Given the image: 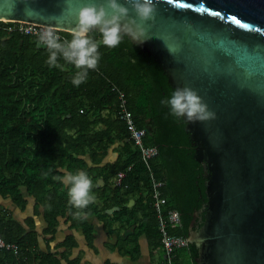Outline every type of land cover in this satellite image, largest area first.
Wrapping results in <instances>:
<instances>
[{
    "label": "trees",
    "instance_id": "1",
    "mask_svg": "<svg viewBox=\"0 0 264 264\" xmlns=\"http://www.w3.org/2000/svg\"><path fill=\"white\" fill-rule=\"evenodd\" d=\"M16 24L0 20V198L11 199L25 211L30 203L25 189L35 205L34 217L23 221L0 201L1 236L18 247L17 252L0 250V264H60L55 253L37 252L35 217L41 214L47 222L48 244L61 217L72 225H83L89 238L93 228L86 219L97 215L110 226L125 223L129 233L134 228V238L146 236L154 250L161 247L148 170L126 122L119 117L120 91L137 126L147 131L146 144L159 150L152 168L156 178L164 181L168 207L177 209L182 221L170 232L189 238L195 212L208 201L207 177L188 121L173 117L160 103L175 88L155 56L122 33L117 47H99L97 69L90 70L87 80L76 87L71 82L75 67L62 59L59 67H50L49 53L37 37L8 31ZM60 32L61 42L71 40V32ZM89 36L101 39L95 30ZM116 143L120 156L114 164L90 167L86 156L100 165ZM130 165L133 168L127 171ZM64 170L86 171L93 182L95 200L79 217L68 202V186L58 179L66 174ZM120 171H127L126 176L112 186ZM100 177L105 181L102 188L97 185ZM131 199L136 202L129 207ZM113 208L117 210L108 216ZM183 256L196 264L198 246L190 243L178 250L177 264Z\"/></svg>",
    "mask_w": 264,
    "mask_h": 264
},
{
    "label": "water",
    "instance_id": "2",
    "mask_svg": "<svg viewBox=\"0 0 264 264\" xmlns=\"http://www.w3.org/2000/svg\"><path fill=\"white\" fill-rule=\"evenodd\" d=\"M89 2L28 0L37 11L26 15L23 0H0V20L71 32L75 9ZM154 3L155 20L143 23L146 40L139 43L134 27L124 34L155 56L174 88L195 90L216 115L188 121L207 177L208 201L190 226L196 264H264V0Z\"/></svg>",
    "mask_w": 264,
    "mask_h": 264
},
{
    "label": "clouds",
    "instance_id": "3",
    "mask_svg": "<svg viewBox=\"0 0 264 264\" xmlns=\"http://www.w3.org/2000/svg\"><path fill=\"white\" fill-rule=\"evenodd\" d=\"M25 14L36 13L31 8L28 0H23ZM135 13L136 18L129 14V7ZM156 4L154 0H125L119 3L118 0H90L89 3L75 9V26L71 30V40L61 42L54 27L45 29L39 36V41L47 49L49 56L46 63L50 67H59L58 61L62 59L71 64L77 70L72 77V84L79 87L88 78L90 70H96L100 60L98 51L101 45L108 48L117 47L122 40V33H129L133 27L143 37L139 43L146 40V29L144 22L154 21ZM63 14L55 17L57 22L62 21ZM137 18L140 23L137 22ZM98 31L101 35L99 41L95 40L89 33ZM171 55L177 51L167 47ZM161 105L168 107L170 114L177 118H185L191 123L207 122L214 120L216 115L208 109L206 103L198 93L190 87L175 88L170 97L160 101ZM63 184L68 186L67 196L69 204L77 209L76 215H82L84 209L94 202L95 196L92 193L93 182L86 171L66 173L59 177Z\"/></svg>",
    "mask_w": 264,
    "mask_h": 264
},
{
    "label": "crops",
    "instance_id": "4",
    "mask_svg": "<svg viewBox=\"0 0 264 264\" xmlns=\"http://www.w3.org/2000/svg\"><path fill=\"white\" fill-rule=\"evenodd\" d=\"M119 147L118 143L111 146L100 165L94 164L90 156H86L85 159L91 168L112 165L119 159ZM64 172L69 173L66 170ZM104 184V178H98L97 185L102 188ZM112 184V186L116 185L115 178L112 180ZM23 192L30 200L25 211L16 206L11 199H0L4 202L2 204L12 211L16 219L24 221L26 218L34 217L35 199L28 196L25 189ZM115 210L117 208L111 209L106 214L113 216ZM111 219L113 218L110 217L109 220ZM35 221L39 233L37 252L43 254L51 251L55 253L60 259V264H158L163 257L162 251L154 250L146 236L142 235L135 239L134 228L129 233L125 223H123L124 225L110 226L104 218L97 215L89 216L86 219L93 228V233L89 238L83 225L80 223L72 225L71 221L61 217L54 239L49 244L44 235V230L47 227L44 215L36 216Z\"/></svg>",
    "mask_w": 264,
    "mask_h": 264
},
{
    "label": "built area",
    "instance_id": "5",
    "mask_svg": "<svg viewBox=\"0 0 264 264\" xmlns=\"http://www.w3.org/2000/svg\"><path fill=\"white\" fill-rule=\"evenodd\" d=\"M16 25L10 26L8 31L20 32L27 35L35 36L39 39L40 34L47 28L43 24L33 22L16 21ZM57 30V35L62 38L61 29L54 27ZM120 110L119 117L125 121L130 132V139L140 151L141 161L145 164L150 178V189L152 196L153 207L158 219V229L161 238V247L163 257L158 264H177V252L180 249L187 248L190 244L189 238L175 235L170 232V228L179 227L182 225L181 214L177 209L168 207V199L164 196L162 188L164 181L156 178L152 168L151 161L159 155V150L156 146L147 145L145 138L147 136L146 129L139 128L134 120L133 114L128 108L127 100L124 92H119ZM133 165L127 168V171L132 170ZM127 171H120L116 176V184H119L126 176ZM17 245L7 243L0 233V250H14L17 252Z\"/></svg>",
    "mask_w": 264,
    "mask_h": 264
},
{
    "label": "rangeland",
    "instance_id": "6",
    "mask_svg": "<svg viewBox=\"0 0 264 264\" xmlns=\"http://www.w3.org/2000/svg\"><path fill=\"white\" fill-rule=\"evenodd\" d=\"M0 201L1 202H3L1 199H0ZM4 203V202H3ZM190 260H189V257H185V256H183V258H182V260H181V264H190V262H189Z\"/></svg>",
    "mask_w": 264,
    "mask_h": 264
},
{
    "label": "snow or ice",
    "instance_id": "7",
    "mask_svg": "<svg viewBox=\"0 0 264 264\" xmlns=\"http://www.w3.org/2000/svg\"><path fill=\"white\" fill-rule=\"evenodd\" d=\"M197 2H198V0H197Z\"/></svg>",
    "mask_w": 264,
    "mask_h": 264
}]
</instances>
